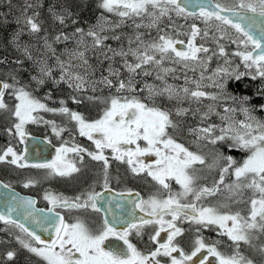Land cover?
I'll return each mask as SVG.
<instances>
[{"label": "snow or ice", "instance_id": "snow-or-ice-1", "mask_svg": "<svg viewBox=\"0 0 264 264\" xmlns=\"http://www.w3.org/2000/svg\"><path fill=\"white\" fill-rule=\"evenodd\" d=\"M33 7L35 5L25 4L22 10L23 24L29 32L38 34L42 30L41 24L36 19L39 13L34 12L31 16L26 14L27 9ZM99 7L120 18V21L113 24L112 28L120 27L125 20H132L137 29L155 28L157 35L150 40H145L141 34H137L135 41L129 39L127 50L123 48L117 50L104 45V41L109 38L102 35L104 25L108 23L106 17H101L103 23H98L87 32L82 28H76L75 33L80 34L81 37L91 38L93 48L103 46L101 51L105 58L121 57L123 67L129 74L126 79L120 78V70L110 65L109 75L102 76L99 81L92 83L101 84L109 89L114 88L117 93L136 92L135 76L140 74L149 76L154 70L155 78L164 81V85L160 88L145 85L148 99L153 100L151 105L136 96L113 95L103 100L105 108L102 115L98 119L87 121L83 115L68 107L49 108L26 90V86H19V81L14 76L13 83L0 81V111L7 112L14 118L12 127L7 131L10 135L18 137L20 144L26 142V125L29 123L51 124L57 136L66 131L64 128H58L55 121H44L43 117L34 115L44 111L59 113L66 116L69 121H74L79 136L86 137L95 146L94 151L79 144H73L70 147L62 146L57 149L55 160L51 163L38 164L27 162L26 149L17 152L12 146H8L0 150V163L12 164L18 168L44 169L48 176L67 178L81 172V168L77 165L83 164L86 154L92 161L101 163L102 188L104 189L100 192L90 186L88 191L73 197H67L62 193L46 192L43 198L51 205L50 211L54 213V216L46 218L43 224L39 218L43 210L35 208L36 201L31 198L19 200L7 205V210L0 213V222L10 228L18 229L19 234L16 236L18 243L28 253L38 257L42 264H197V261L199 264H209L208 257H214L215 264H255L252 258L241 251V245L258 253L260 264H264V242L254 243L264 238V120L253 114L255 107L245 106L249 102V97H237L228 91L230 80L239 81L244 76H250L252 80L258 78L264 80V25L257 27L255 20L249 18L250 24L245 28L231 18L236 16L244 20L245 14L249 13L251 17L264 18V0H234L231 6L219 2L210 3L208 6L200 4L198 14L188 11L185 0H101ZM53 15L60 24L65 23L64 16L55 13ZM137 18L147 19L148 24L136 23ZM165 18L172 27L171 34L160 27ZM176 18L200 19L205 24V28L201 29L193 22L188 26L187 31H181L183 26L176 25ZM20 22L18 18L17 23ZM256 32L259 36L254 34ZM198 37L202 41L199 44H197ZM18 38L19 33L14 37V41ZM55 39L67 41L70 37L61 34ZM113 39L120 40V36H114ZM223 40H228L237 46V51L233 55L241 59L245 72L231 69L229 53L225 51V46L221 43ZM209 41L216 44L215 49L205 46ZM134 42L136 47L132 48L131 45ZM77 43L79 44L80 40ZM45 46L55 54V50L51 48L47 40H45ZM84 47L87 48V45ZM105 48L107 51H104ZM109 52L111 56H108ZM24 53L29 59L32 58L27 48L24 49ZM71 56L78 58L83 66L88 65L84 51L73 52ZM129 56L134 58L131 63L127 59ZM214 56L223 58L226 67H217L210 75H206ZM57 62L63 71L61 80H66L70 88L84 89L88 83L84 76L71 72V63L65 68L59 57ZM166 63L178 65L183 69L185 81L183 87L177 88L167 84L166 77L169 74L174 75L177 68L167 67ZM197 70H199V78L195 76ZM39 71L41 77H51V71L46 63L41 65ZM189 71L194 74L192 78L187 75ZM110 77L116 78L115 83ZM175 78L179 79V77ZM32 79L37 84L44 83L42 78L33 77ZM204 81L211 83L204 85L202 83ZM206 86H211L217 91L207 93L202 90ZM8 90H11V95L16 101L11 108L4 100L5 92ZM143 90L140 89V91ZM165 95L169 100H190L197 104L202 103L204 99L211 101L205 105L206 111L200 112L197 108L193 110V114L200 113L202 123L213 115L218 116L221 124L210 123L206 127L190 128V134H194L197 141H205L213 146L222 143L229 149L244 151L247 153L246 158L242 162H237L231 155H225L219 148H215L214 155L209 161L199 152L191 151L184 144L177 142L174 134L180 130L179 122L171 118L170 111L155 106L154 97ZM258 95L264 96V87L258 90ZM72 99L80 103L75 97ZM89 99L99 98L89 97ZM227 101L238 105L239 111L244 115L243 121L235 119L236 107L224 106ZM61 104H64V101H61ZM218 107H223V114L216 110ZM259 107L261 111H264V103ZM188 112L189 109L178 108L176 115L185 116ZM169 129L172 131L170 132ZM64 143L67 144V142ZM69 154H74L75 159H69ZM144 157L155 159L152 162H146ZM111 160L126 164L128 170L135 176L146 174L151 177L160 188L167 191V198H162L159 190L158 194L147 199L131 190H127L126 196L121 193V196L126 199L136 197L129 200L132 205L130 215L133 218L137 215V209L143 213L139 216L138 222L124 221L129 226L123 232H118L106 218L96 231H92L79 219L75 223H66L57 209L90 208L95 212L101 211L98 202H101L104 192L111 191L109 184ZM196 165L204 166L209 171L213 169L219 171L218 179L211 187L197 184L200 177L196 173L203 169H197ZM226 176H233L234 179L226 184ZM168 180H174L182 191L174 193L171 185L166 182ZM36 183L35 180H28L24 187L34 186ZM0 187L8 188L9 185L0 183ZM221 191L229 194V200L235 199L237 203H246L247 212L245 214L239 211L224 212L221 209L227 205L205 206L199 203L202 198L215 196ZM245 192H250L247 200L243 199ZM190 196L191 200L188 199ZM21 207L25 209L26 218L33 219L43 230L54 232L55 238L45 241L24 223L14 219L13 213ZM121 219L123 220V217ZM177 221L196 225L194 230L197 233L214 226L219 235L231 241L228 247L232 251L225 254L217 247L220 241L208 243L200 235L188 242L189 250L186 251L177 238L184 236L185 231L191 229L186 230L178 226ZM48 223L52 224L51 229L45 226ZM149 226L151 232L148 240L155 247L145 253L131 243L128 236L135 230L136 236L142 237L144 229ZM162 233L165 234L163 237ZM109 237L123 240L127 246L126 250L106 249L105 241ZM15 256L14 251L6 253L9 261Z\"/></svg>", "mask_w": 264, "mask_h": 264}, {"label": "rangeland", "instance_id": "rangeland-1", "mask_svg": "<svg viewBox=\"0 0 264 264\" xmlns=\"http://www.w3.org/2000/svg\"><path fill=\"white\" fill-rule=\"evenodd\" d=\"M217 1L221 4H226L229 6H231V4L234 2V0H217ZM58 12H59V10L57 12H56V10H54V11H52L51 15H53V13L58 15L57 14ZM101 17H106L107 21H108V23L104 25V31L102 32V35L109 37L107 40L104 41V45L110 46L113 49L119 50V49L123 48L124 50H127L129 48V39H132L133 41H135V36L137 34H141L145 40H150L157 35V30L155 28L141 27V28L137 29L132 20H125V22L123 24H121L120 27L112 28V25L119 22L120 18L115 16L112 13L106 12L105 10H103V14L97 19V21L94 24H92V26L85 29V32L92 29L98 23L102 24L103 21H102ZM193 22H195L197 24V26L200 27L201 29L205 28V24L200 19H195V18H189L187 20H185L183 18H176L175 19L176 25H178V26L182 25L183 26V28L180 29L181 31H187L188 26L191 25ZM136 23H141L142 25H147L148 20L147 19L141 20L140 18H137ZM160 27L165 29L166 31H168L171 34L172 27L166 18L162 21V23L160 24ZM69 35H70L69 37H71V39H72V41H71L72 47L70 48V50H65L63 48L64 49L63 51L61 50V48L56 49V51L60 55L56 54V52H55V54H53L52 51L49 52L50 50H46L48 48L45 46V41L42 42V44H40V43L39 44L38 43H36V44L31 43L30 44L31 48H32L31 49L32 52L30 53L32 58L29 59V62L31 64L28 67V71H27L28 74L25 76L24 82L26 80H28V82H30L28 84H31L33 82V84L36 86L37 89H36L35 93L31 92L26 87V89H28V91L31 92L34 97L39 99L42 103H45L49 108H57L58 109V107L55 106L56 105L55 101L54 102L50 101L51 99L49 97L41 95V91L38 92L40 90L38 87H42L47 83H49L50 85H53V86H55V84H59V83L61 84L62 83L63 85H66V87H68V92L74 90V92L79 97H80V95H82L81 91L85 92L89 88L90 85H91L90 87L95 86V87H100L102 89L105 88V90H107V91L109 90L110 93L107 92L109 97H108V95L97 96V98H99V99H97L96 102H98V104H101L100 106L102 108H97V110L99 112L97 116L93 115L94 114L93 111H91V113L88 111V114L93 115V118L90 119V117H92V116H89L86 113L87 115L86 116L84 115V117L87 121H93L95 119H98L102 115L103 110L105 108V104L103 103V100L110 98L113 95L136 96V97L140 98L145 103H148L150 105L153 103L152 99H148V92H147V88H145V85H152V86L157 87V88L163 87V85H164V81L157 80L155 78V71L154 70H153L152 75H149V76H144L142 74L135 76L134 86L137 89L136 92L117 93L114 88L109 89V88L104 87L103 85L98 84V83L94 85L92 82L99 81L102 76H108L109 75L108 67L113 63H118L120 60L122 63L121 70H123L125 72L126 76L124 79H126L129 74H128L127 70L123 67V59L119 56H116L113 59H108V61H110V65H109V62L107 61L106 62L107 68L104 67L100 70H98L97 67H94L92 63H89V61H88L87 66H83L82 62L78 58H76L75 56L70 57V54L73 52L84 51L85 57L88 53L90 56H95V55L100 54L99 55L100 57H102L104 60H107V58H105V56L103 55V53L101 51L103 46L93 48L92 40L90 37H86V36L81 37L80 34L75 33V31H71V33ZM117 35L120 36V40L113 39V37L117 36ZM210 35H212V32H210ZM14 37H16V33H14L12 35V37L9 38L10 43L12 42V44H14L19 49L20 53L21 52L24 53L23 50H20L21 49L20 46L22 48H24V46L25 47L27 46V43L18 42V40L14 41ZM45 38H47V37L45 36ZM181 38L183 39L184 37H181ZM78 40H80L79 44L77 43ZM201 42L202 41L198 37L197 38V44H199ZM47 43H48V41H47ZM221 43L224 44L225 51L229 53L228 59L231 61V69H236L239 72H245L246 69L244 68L241 59L239 57L233 55V53H235L237 51V46L235 44L230 43V41H228V40H223V41H221ZM84 45H87V48H85ZM205 46L209 47L210 49L216 48V44L211 42V41L207 42L205 44ZM131 47L135 48L136 43L135 42L132 43ZM177 47L179 48L180 46L178 45ZM242 47L243 46L241 45V48ZM37 49H41L44 51L42 54L39 55L36 53ZM104 51H107V49L105 48ZM111 55L112 54L109 52L108 56H111ZM57 57H59L60 61H62L64 63L65 68H67L69 63H71L72 68L70 69V71L73 73H79V74L84 76L85 80L88 81V83L85 85L84 89L70 88L68 86V83L66 82V80H61V76L63 75V71L60 67V64L57 62ZM95 59H96V56H95ZM127 59H128V62L131 63V62H133L134 58L129 56V57H127ZM27 60H28V56H27ZM97 62H98V65H100L99 60ZM15 63H17V62H15ZM43 63H46L47 66L49 67V69L51 71V77H41L39 69ZM165 66L177 68V71L174 75L169 74L166 77L167 84L174 86V87H177V88L183 87L185 85V81L183 78V69L178 65L174 66V65L169 64V63H166ZM237 66H239V67L237 68ZM111 67H112V65H111ZM148 67L150 68L151 66H148ZM208 67H209V71H208V73H206V75H210L211 72L215 68L226 67V65L224 64L223 58L214 56ZM187 75L189 76V78H192L194 74L191 71H189L187 73ZM195 76H196V78H199V70H197V72L195 73ZM33 77H37L38 79H41V78L44 79V83L43 84H37L36 81L32 79ZM175 77H179V79H177ZM110 78L113 79V81L114 80L116 81V79H114V77H110ZM248 78L251 81H257V82H258V80L259 81L261 80L259 78L256 80H252L250 78V76H244L240 80L248 79ZM202 83L204 85H210L211 82L210 81H204ZM188 86L192 87V85H188ZM263 86H264V81H263ZM140 89H144V90L140 91ZM95 90H97V88H95ZM202 90L206 91L207 93H215L217 91V89H215L211 86L203 87ZM7 93H8V96L6 98L4 97V100L6 103H7V101H11V103L10 102L7 103L9 105V107L11 108L14 105V103H16V101H15L14 97L11 95V90H8ZM95 94H96V92L94 91V95ZM63 95L66 96L65 93H63ZM233 95L237 96V97L245 96V95H238V94H233ZM249 98H250L249 102L245 106L255 107V111L253 114L255 116H257V118L264 120V111H261V109L259 107L260 104L264 103V96L254 95L253 97H249ZM11 99H13L14 101H12ZM154 102H155V106L160 107L164 110L170 111L172 113L171 118L174 121L179 122L180 130L174 134V137L177 140V142L184 144L186 147L189 148V150L194 151V152H199L200 154L204 155L206 157V159L209 161H211L212 156L214 155V149L215 148H219L221 151L224 152L225 155H231L237 162H242V160L246 158L247 153L244 151H240L238 149H233L235 151V153L234 152H232V153L228 152L227 153L225 151V148H227V147L224 144L221 143V144H218L216 146H213V145L207 144L205 141H197L196 136L194 134H190V132H189L190 128L206 127L207 124H210V123H215L217 125L221 124V121H220L218 116L213 115L209 120L204 121L202 123L201 119H200V113H196L195 115L193 114V110H195L197 108L200 109V112L206 111L207 109H206L205 105L211 103V101L204 99L202 103L197 104V103H193L190 100H182V101H177L175 99L169 100L167 98V96L165 95V96L154 97ZM74 104L76 105L78 103L74 102ZM227 105H231L232 107L237 108V112L235 113V119L240 120V121L244 120V115L242 112L239 111V107L236 103H234L232 101H227L224 106H227ZM62 107H65V106H62ZM66 107L69 108V106H66ZM59 108H61V107H59ZM178 108L189 109V112L187 113V117H183V118H187L186 122L189 120H191L193 122L195 120L193 122V125L189 129H186V127L183 125V122L181 121L180 116L176 115V110ZM70 110L81 114L80 111H78L77 107H74V109H70ZM216 110L218 112H221V114H223V107H218ZM34 115H37L38 117H43L44 121H55V124L58 128H64V129H66V131H63L60 136H57L53 132V127L51 124H45L42 122H38V123H29L26 125L27 135L31 134V133L37 134V132H43L48 138L51 137L57 143H59L60 147H62V146H69L70 147L73 144H79L80 146L86 147L91 151L95 150L94 144L91 141H89L86 137L79 136L78 131L76 130V127H75V122L70 121L71 123L69 124V119L66 116L61 115L59 113L54 114V113L44 112V111H39L37 113H34ZM4 116H6V117L4 118ZM0 117L3 118V119H1L0 122L3 124L4 123L7 124V125L5 124L6 126H4V127H0V137H1V139H0V150L6 148L8 146H12L17 152H21V145L18 142V137H14V136L10 135L9 132L7 131L9 128L12 127L14 118L9 113H7V112L4 113V111H0ZM69 125L72 127H70ZM68 127L70 129H68ZM169 131L171 132L172 130L169 129ZM64 142H67V144H65ZM141 144H143V142H141ZM105 154L106 155L108 154L107 150H106ZM85 157L89 161H88V163L85 162L84 164L80 165L81 172L77 173L76 176L69 178L65 181L76 186L78 183L82 182L85 178H89L91 176V178L97 179L98 181H100V184H102L103 179H102L101 163L96 162V161H92L90 159V157H88L86 154H85ZM69 159H75L74 154H69ZM143 159L146 162H152L155 158L154 157H144ZM110 163H111V168L109 169V178H110L109 184L112 185L113 183L116 182L115 184L119 183L120 185H118V186H120V187H123L125 185H129L128 183H130V179L126 175V173L128 172V166L126 164L124 165L123 163H121V165H120V164H118L119 162L117 163V162H115V160H111ZM116 164L119 167L121 166L122 168H120V170H119ZM6 165L7 166L11 165L12 167H14L16 169H18V167H16L15 165H12V164H8V163H0V169L3 173V176L6 179L8 178V180H10L13 183V185L17 188L20 187L22 189H24V188L26 189V187H24L25 182H27L28 180H35V181L38 179L41 180L42 176H44L46 178H52V179L54 178L53 176H48L47 172H45L43 174H39V173H36L34 171H31L29 173L18 174L20 172L17 173L15 170H11L8 167H6ZM195 167L197 169H203L202 171H199L196 173L200 177V179H198V181H197L198 185L211 187L213 185V182L216 179H218L219 171L217 169H213V170L209 171V170L205 169L204 166H201V165H196ZM5 172L7 175H5ZM13 177L15 179H13ZM143 178H144V180L142 182L136 184L135 187H137L138 189H140L142 191L145 199L149 198L152 195L158 194V190H159V195H161L162 198H167V191L160 188V186L155 181H153L151 179V177H148L146 174H143ZM233 179H234L233 176H226L225 177V183L226 184L230 183ZM68 180H72V181H68ZM166 182L171 185V189L174 193L182 191L180 186L178 184H176V182L174 180H168ZM37 183H38V181H37ZM71 184L69 186H71ZM223 187L224 186L222 185L221 188L223 189ZM33 189L35 191H37V189H35L34 187H33ZM124 189H130V188L126 187ZM52 193L60 194L62 192L54 191ZM62 194H64V193H62ZM64 195L67 196V194H64ZM228 195L229 194L227 192L221 191L220 193H218L215 196L202 198V200L199 203L202 205H205V206H209V205L218 206L220 204H224V205H227V207L222 208L221 211H224V212H237V211H239V212H241V214H245L247 212L246 208H248V205L246 203H243V204L237 203V202H235V199L229 200ZM249 195H250V192H245L243 199L247 200ZM188 199L191 200L192 197L190 196V197H188ZM242 205L244 206V209L242 208ZM73 215L81 217L82 220H87V221L90 220V218H91V216H89L87 214H83L81 212H78V213L73 214ZM71 223H75V222H71ZM177 223L179 224L181 222L177 221ZM196 227H197L196 225H189V224L186 225V227H185L186 230L191 229L190 231H185V232H188L189 237H192L193 240L197 237V235H200L208 243H214L216 241H220L222 244L226 243L225 247L227 249H226V251H224V253L228 254L232 251V249L228 247V245L231 244V241H229L227 239V237L219 235L218 230H216L214 226L207 228L208 230H210V229H212V231L215 230V232H214L215 234L213 235L214 237H211V235L208 233L209 231L207 229H203L200 233H197L194 230ZM18 234H19L18 229L10 228V227L5 226V225L0 223V251H2V252H0V258H1L0 261L1 262L9 261L6 258V253L8 251H14L16 253V256L14 258L16 263H13V264H34V263L42 264V261H40V259L38 257L33 256L31 253H28L26 249L22 248V246L16 240V236ZM188 241L189 240H187V242ZM187 242H186V245H188ZM254 243L260 244L261 240H256V241H254ZM241 247L244 249V247L246 248L247 246L241 245ZM9 263H10V261H9ZM0 264H2V263H0ZM258 264H260V262Z\"/></svg>", "mask_w": 264, "mask_h": 264}, {"label": "trees", "instance_id": "trees-1", "mask_svg": "<svg viewBox=\"0 0 264 264\" xmlns=\"http://www.w3.org/2000/svg\"><path fill=\"white\" fill-rule=\"evenodd\" d=\"M215 1L218 2L217 0ZM100 2L101 0H0V80L8 83H13L12 77L14 76L16 80L19 81V86H26L31 92L35 93L37 88L33 84V82L31 84H28L30 83L28 82V80L24 82L25 76L28 74V67L31 64L29 62V58L27 60V56L25 55V53H20L19 49L14 44H12V42L10 43L9 38L12 37L14 33H16V36L19 33L18 42L27 43V46H24V48L20 46V50L24 51V49L27 48L30 53L32 52V48L30 45L31 43L42 44V42L47 40L48 44H51V48L55 50L56 54L60 55L56 51V49L61 48L62 51L64 49L70 50V48L72 47V39L70 37V39H68L67 41L63 39L57 41L55 37L61 34L70 36L69 34L71 33V31H75L76 28H82L85 30L86 28L92 26V24H94L97 19L103 14L104 9L99 7ZM26 3L35 5V7L31 9H27V15L31 16L34 12L39 13L36 19L37 22L41 24L42 30L38 34L29 32V30L23 24L22 10L24 9ZM54 10H56V12L59 10L57 14L65 17V23L63 25L60 24L56 18H54L55 16L51 15L52 11ZM18 18L21 21L20 23H17ZM45 36L47 38H45ZM43 51L44 50L37 49L36 53L40 55L43 53ZM99 55H95L97 60L95 59V56H90L89 53L86 55V57L89 63H92L93 66L97 67L98 70L104 67L107 68L106 62L108 61V59L104 60ZM98 60L100 62V65H98ZM14 61H19V63H15ZM108 62L110 65V61ZM111 65L113 68L120 70V78L124 79L126 74L123 70H121V60L118 63H113ZM114 79L116 78L114 77ZM261 81L262 80H258V82L251 81L249 78L239 81L230 80L228 82V91L232 94L245 95L247 97H253L254 95L260 96L258 95V90L264 87V80L262 82ZM90 86L85 92L81 91L82 95H80V97L74 92V90L68 92V87H66V85H63L62 83L55 84V86L47 83L42 87H38L40 89L38 92L41 91V95L49 97L51 99H49L50 101H55V106H57L58 108L62 106H69L70 109H74V107H77L78 111H80L83 116H86L88 114V111L90 113L91 111H93V115L97 116L99 113L97 108H102L100 106L101 104H98V102H96L97 99L90 100L89 97L97 98V96L99 95L105 96L108 95L110 91L105 90V88L102 89L100 87L93 86L97 88V90H95L96 94L94 95L93 87ZM63 93H65L66 96H64ZM7 96L8 93L6 91L5 98ZM73 97L79 100L80 103L75 105L72 99ZM11 100L14 101L13 99ZM61 101H64V104H61ZM8 102L11 103V101H7V103ZM93 115H89L92 116L90 117V119L93 118ZM5 117L6 116H4V118ZM183 117H187V115L180 116V118L186 129H189L193 125V122L195 120L193 122L191 120L186 122L187 118ZM1 119L3 118L0 117V121ZM70 123L71 122L69 121V124ZM5 124L6 123L3 124L0 122V127H4L7 125ZM68 129L70 128L68 127ZM225 151L227 153H235L233 149L225 148ZM6 167L11 170H15L17 173L20 172L18 174H24L22 168L16 169L11 165H6ZM29 172L31 171L25 168V173ZM0 178L5 182L12 183L10 180H8V178L6 179L3 176L1 169ZM241 204H243V202H241ZM242 208L244 209L243 205ZM261 242H264V238L261 239ZM241 251L244 252L245 255L252 258L255 261V264H258L260 262V256L258 253L250 251L247 247H244V249L241 247ZM0 263L13 264L16 262L13 259L10 261V263L1 261Z\"/></svg>", "mask_w": 264, "mask_h": 264}, {"label": "flooded vegetation", "instance_id": "flooded-vegetation-1", "mask_svg": "<svg viewBox=\"0 0 264 264\" xmlns=\"http://www.w3.org/2000/svg\"><path fill=\"white\" fill-rule=\"evenodd\" d=\"M30 135H34V136H37V137L41 136L45 140L50 142L51 144L55 145V149H54L53 153L51 154L52 158L49 161H47V162L45 161V162H41V163H51L53 160L56 159L57 149L60 148L59 143H57L51 137L48 138L43 132H37V134H30ZM28 136H29V134L26 137H28ZM20 145H21V151H23L24 150L23 145L22 144H20ZM88 161L89 160H87V158L85 157L83 164L85 162L88 163ZM115 162L118 163V161H115ZM29 164H38V163L29 162ZM118 164L121 165L120 162ZM80 165L81 164H78L77 166L80 167ZM117 167H118L119 170H120V168H122L121 166L119 167L118 165H117ZM26 168L29 171H34V172L39 173V174H43V173L46 172V170H44V169H37V168H32V167H26ZM23 173H25V169L24 168H23ZM5 175H7L6 172H5ZM76 175L77 174H73V176L67 177V178H61V177L56 176L53 179L52 178H46V177L42 176L41 180L40 179L36 180V181H38V183H36L34 186L26 187V189L25 188L22 189L20 187L17 188L12 183L5 182V181L4 182L6 184L8 183L10 186L14 187L17 191L23 192V193L28 194V195L35 196L37 198V205L39 207H42V208L43 207L47 208L49 206V203L46 200H44V198H43L45 192L59 191V192H62L64 194H67V197H73L75 195L80 194L81 192L88 191L90 186L92 188H94L96 191H100L101 192L103 190L102 184H100V181H98L97 179L91 178V176L89 178H85L82 182L78 183L76 186H74L73 184L65 181V180H67L69 178H72V177H74ZM126 175L130 179V183H128L129 185H125L123 187H120V186H118L120 184L119 183L115 184L116 183L115 182L112 185H110V189L113 188L114 190H116L118 192H124V191H127V190H131V191H134V192L139 191L140 194H141V197L144 198V195H143L142 191L140 189H138L137 187H135L136 184H138V183H140V182H142L144 180L143 174H141L140 176H135L128 170ZM68 181H72V180H68ZM70 184H71V186H69ZM33 187L35 189H37V191H35L33 189ZM126 187H129L130 189H124ZM57 211H59V213L63 215L64 220H65L66 223L76 222L77 219H79V220L83 221L87 226H89L92 231H96L97 229H99L101 224H102V222H103V219H104L103 215L101 214V212H95V211L91 210L90 208L89 209H79V210H77V209H71V210L70 209H57ZM78 212H81L83 214H87V215L91 216L90 220H88V221L87 220H82L81 217L73 215V214H76ZM0 223L3 224L2 222H0ZM186 225H188V224L187 223L186 224L185 223H179L178 224V226L183 227L184 229H185ZM117 231L118 232H123V231H119V230H117ZM208 231H209L208 233L211 235V237H214L213 235L215 234L214 233L215 230L212 231V229H210ZM150 232H151V227L150 226L146 227L144 229L143 236L142 237H137L136 234H135V230H133L129 234L128 239L139 250H141V251L146 253L150 249L155 247L148 240V235H149ZM164 235H165L164 233L161 234L162 237ZM177 239L182 242V246L185 247L186 251L189 250L188 249V245H186V242H187V240L190 241V240H193V239H192V237H189L188 232H185L184 236L178 237ZM225 244L226 243H224V244L219 243L217 245V247L219 248L220 251H222V252L226 251L227 248L225 247L226 246ZM105 247L108 250H118V249H125L126 250V248H127V246L123 243V240H120V239H118L116 237H109V239L105 241ZM0 252H2V251H0ZM164 259H166V258H164ZM208 260H209V264H215V258L214 257H208ZM7 262H9V261H7ZM34 264H37V263H34ZM197 264H199V261H197Z\"/></svg>", "mask_w": 264, "mask_h": 264}, {"label": "water", "instance_id": "water-1", "mask_svg": "<svg viewBox=\"0 0 264 264\" xmlns=\"http://www.w3.org/2000/svg\"><path fill=\"white\" fill-rule=\"evenodd\" d=\"M186 6L188 11L196 12L197 14L200 11V8L198 5L204 4L208 6L210 3H215L214 0H185ZM246 19L240 20L236 16H232L231 18L237 22L241 23L242 26L247 28L250 24V19H254L257 27L264 25V18L261 17H251V14H245ZM255 35L259 36V33H254ZM1 81V80H0ZM23 145L24 150L27 151L26 160L27 162L31 163H41V162H47L52 158V153L55 149V145L51 144L47 140H45L43 137H37L33 135H29L26 137V142ZM0 183L6 184L4 181L0 179ZM7 185H9L7 183ZM104 189L101 191L103 192ZM133 193H139V191H132ZM121 193H124L125 196L127 195V191L124 192H118L114 190L113 188L111 191L104 192L103 197L101 198V202H98V207L101 209V214L103 215V218L107 219L110 224H112L116 230L119 231H125L128 228V224L124 221H133L135 220L138 222L139 216L143 215V213L139 212V209L136 210V217L133 218L130 215L132 205L129 203L130 199H136L135 196H132L130 198H124L121 196ZM141 197V194H140ZM33 199L36 201L35 208L42 209L43 212L39 214V218L42 221V224L44 220L50 216H54V213L50 211L51 205L47 208H42L37 205V198L33 195H28L23 192L17 191L13 187L9 185L8 188L0 187V213L5 212L7 210V205L10 203H15L19 200L24 199ZM63 216L62 214H60ZM123 217V220L121 219ZM13 218L16 219L19 222H22L25 224L26 227H28L30 230L35 231L38 235L41 236L42 239L45 241H51L55 238L54 232L45 231L40 225H37L35 221L31 218H26L25 209L23 207L19 208L18 211L13 213ZM47 228L51 229L53 226L52 224L48 223L45 225Z\"/></svg>", "mask_w": 264, "mask_h": 264}]
</instances>
